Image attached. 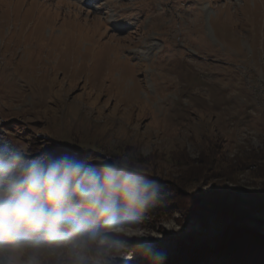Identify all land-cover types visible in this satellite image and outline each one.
I'll use <instances>...</instances> for the list:
<instances>
[{"label":"rangeland","instance_id":"obj_1","mask_svg":"<svg viewBox=\"0 0 264 264\" xmlns=\"http://www.w3.org/2000/svg\"><path fill=\"white\" fill-rule=\"evenodd\" d=\"M263 140L264 0H0V264H200L227 227L212 203L264 231V180L180 160ZM46 143L116 182L178 184L172 209L86 238L85 210L47 194Z\"/></svg>","mask_w":264,"mask_h":264},{"label":"trees","instance_id":"obj_2","mask_svg":"<svg viewBox=\"0 0 264 264\" xmlns=\"http://www.w3.org/2000/svg\"><path fill=\"white\" fill-rule=\"evenodd\" d=\"M44 148H49V151ZM44 148L43 156H51L49 159L52 166L47 185L56 186L53 192L47 194L57 197L65 192L72 203L85 210L86 238L112 227L111 220L114 217H117L119 224L132 227L135 226L134 222H142L148 217L162 218L172 209V201L168 203L169 196L175 193L173 190H179L178 184L164 185L155 177L140 176L131 172L128 181L125 179L116 182L107 177L112 170L104 169V165L88 166L75 157H58L50 150L53 147L48 143L44 144ZM221 151V146L210 143L196 161L188 160L186 156L180 161L191 167L190 177H196L199 181H209L213 178L233 181L245 172L254 179L264 180V140L261 149L243 151L231 159H225ZM102 174H105V177H101ZM138 177L139 180L136 179ZM212 205L215 215L220 219L224 218L227 227L225 234L218 238L214 245L203 243L194 250L201 257L199 263L264 264V231L238 224V218L233 216L227 206ZM201 210L203 209L195 203L188 215L192 216ZM12 234L10 232L8 236ZM48 242L47 239L43 240L44 244ZM40 248L44 247L33 246L29 248V252H37ZM209 256L211 259L207 261Z\"/></svg>","mask_w":264,"mask_h":264},{"label":"water","instance_id":"obj_3","mask_svg":"<svg viewBox=\"0 0 264 264\" xmlns=\"http://www.w3.org/2000/svg\"><path fill=\"white\" fill-rule=\"evenodd\" d=\"M233 214V213H232ZM233 216H234V214H233ZM236 217V216H235ZM237 218V217H236ZM227 225V224H226ZM226 227V226H225ZM225 227H223V228H225Z\"/></svg>","mask_w":264,"mask_h":264},{"label":"bare ground","instance_id":"obj_4","mask_svg":"<svg viewBox=\"0 0 264 264\" xmlns=\"http://www.w3.org/2000/svg\"><path fill=\"white\" fill-rule=\"evenodd\" d=\"M250 170V169H249Z\"/></svg>","mask_w":264,"mask_h":264}]
</instances>
